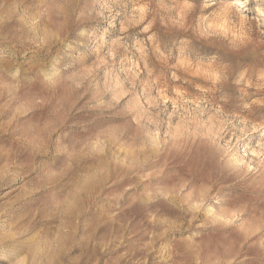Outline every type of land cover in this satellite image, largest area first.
I'll return each mask as SVG.
<instances>
[{
  "label": "rangeland",
  "instance_id": "rangeland-1",
  "mask_svg": "<svg viewBox=\"0 0 264 264\" xmlns=\"http://www.w3.org/2000/svg\"><path fill=\"white\" fill-rule=\"evenodd\" d=\"M0 264H264V0H0Z\"/></svg>",
  "mask_w": 264,
  "mask_h": 264
},
{
  "label": "bare ground",
  "instance_id": "bare-ground-1",
  "mask_svg": "<svg viewBox=\"0 0 264 264\" xmlns=\"http://www.w3.org/2000/svg\"><path fill=\"white\" fill-rule=\"evenodd\" d=\"M241 2V0H236V3H240Z\"/></svg>",
  "mask_w": 264,
  "mask_h": 264
}]
</instances>
